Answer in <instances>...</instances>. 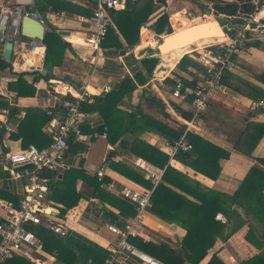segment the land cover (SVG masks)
Instances as JSON below:
<instances>
[{
	"label": "crops",
	"instance_id": "0c3cea01",
	"mask_svg": "<svg viewBox=\"0 0 264 264\" xmlns=\"http://www.w3.org/2000/svg\"><path fill=\"white\" fill-rule=\"evenodd\" d=\"M172 1L165 0V3H157L153 13H151L148 20L141 26L140 40L136 45L133 47L128 46L122 34L117 31L124 47L118 51L108 50V52L102 48V55L98 56H96L97 53L92 48L84 44L66 41L58 31L71 30L74 33L72 36L74 39L77 37V34L88 31L89 25L80 20V18L73 16V14L77 13H71L67 10H52L51 5L47 2H42L40 5L44 22L48 29L45 45L34 46L35 41L24 37L16 39L13 49V59L12 61H7L3 58L4 43L0 42V58L11 63V66L0 71L2 75L0 78V96L8 102L9 107L19 109L14 116H11L9 108L0 107V124L6 122L7 125L13 127L12 130L0 128V200L17 203L23 196L25 188V182L22 179L12 177L11 170L6 162L7 153L10 150L25 148L27 147V143L37 146L43 145L39 147H44L47 144V140L50 139V134L46 129L49 120L43 122V119L38 121V125L24 130V135H20L18 125L24 119L27 111L31 108L46 110L47 107H54L57 115L63 116L65 109L62 107L61 102L64 96L58 94L55 88L63 91L69 90L70 95L72 94L71 91L73 93L86 91L88 96L86 102L91 103L93 99L89 95H100L110 92L122 83L126 74L134 78V71L129 64L131 59L135 57L140 60L147 56H155L156 52L153 45L156 38L158 36H164L167 33L158 34L156 32V28L159 26L157 25V20L163 13L169 14V23L173 30L175 28L176 30H180L183 27L193 24V22L202 20L197 18V20H194L195 17H190L193 13L198 12L200 7L189 1L184 2V4L182 3L181 9L171 14L170 9L172 3H176L178 0L175 2ZM32 2L33 0H0V18L2 12H6L7 8L11 7L9 12L11 11L12 13L15 8H28ZM75 2L96 7V3L93 4L89 0H77ZM187 10H191L189 11L190 13ZM208 10L210 13H207ZM213 14L214 9L211 7L206 10L204 16H212ZM77 15L83 16L80 14ZM220 16L224 17L230 24V30L240 27L234 19L224 15ZM183 18L188 19V21L183 22L187 25L180 27L178 22ZM11 20V16L7 18L5 23L7 28L10 26ZM219 40H223V37L220 39L215 38L213 41ZM188 47L190 48V46ZM48 48L51 52V54L48 52L50 57L47 55ZM122 49L126 51L124 55L120 54V50ZM178 49L181 54L176 61L159 56L161 60L154 69L152 76L145 84L138 85V89L125 97L120 102V108L131 110L132 107L135 108L143 89L156 90L166 102L168 112L176 119L186 123L187 128L190 126L191 129L187 130L186 128L184 134L187 131L195 132L229 151L230 156L228 158L218 156L215 159L221 166V171L215 179H212L196 172L171 156L168 148L171 143L167 142L160 135L151 131H143L139 134V138L168 153L171 157V164L175 168L187 172L191 177L213 190L234 195L252 166L264 172V136L259 141L254 152L250 155L234 147L238 135L246 126L247 122L264 123V98L259 99L256 96V99L236 90L234 86L228 84L229 78L226 75L225 84L228 87V94L221 95L220 93L214 92L210 96L207 111L200 118L193 121L192 118L190 120L183 118L175 111L171 102H179L181 106L189 109L191 105H188L182 100L172 98L170 90L172 84L167 79L172 77L174 79L176 77L190 79L193 73L192 67H188L185 71L177 68L178 61L189 50L185 49V47ZM118 60L120 62H117ZM236 63L237 68L231 71L230 76L233 75L234 79L245 80L264 90V78L253 71H264L263 50L257 47H249L247 51L237 56ZM28 66H33L32 71L28 70ZM45 69L47 70L46 73L44 72ZM159 70L169 73V76L165 79H156L155 71L159 72ZM40 73L44 75L49 74L51 76L49 81H46L42 77L38 78ZM20 75L36 87L34 96H18L16 91L8 89L9 82L17 80ZM106 86L110 88L108 92L104 91ZM181 102H183V105ZM145 110L149 114L158 115V117L163 118L155 109L145 107ZM22 111L25 112L24 115H21L20 112ZM163 119L169 120L166 118ZM170 122L173 124L171 120ZM104 123L105 117L98 110L84 111V117L81 123L83 136L77 140L71 137L73 140L71 142L70 139L69 148L64 156L71 167L56 175L48 174L51 176V182L47 202L51 210H53L51 215L55 219L54 222L65 226L68 233L76 232L110 250L117 238L107 228V224L111 220L98 213L96 208H102L104 212L110 214L118 222H122L129 216L121 212L118 207L111 205L109 201H103L95 194L96 182L94 183V177H96L97 167L106 163L108 168L105 180L114 179L117 182L116 188L113 190L107 189V185H98L113 198L121 197L120 191L124 185H139L144 188L150 187L130 179L111 166V163H117L137 174L143 180H148V172L145 168L138 165V159L142 158L119 152L118 143L112 144L109 140V131L107 137L101 135L104 131L102 129ZM18 134L19 136H17ZM151 168L156 172H161V170L164 172V169L152 164ZM71 169L80 172L75 180L71 179V174L69 175ZM235 207L244 215L245 211L241 206L235 205ZM4 217L5 212L0 206V220H3ZM144 222L145 231L142 236L144 241H153L157 244L165 243L175 249L181 248L182 241L187 234L186 227L181 223L171 221L153 212L151 209L146 212ZM41 225L48 229L46 224ZM250 227L251 223H246L234 233L228 235L226 233L224 235L217 234L215 242L208 249L205 257L196 264H208L213 255L218 256L226 264H240L260 254L264 247L259 248L245 238ZM37 238L40 241V247L35 248L37 256L44 264H56L57 252L47 251L43 246L42 240L38 236ZM119 264L142 263L136 257L125 253L119 257ZM182 264L193 263L185 258Z\"/></svg>",
	"mask_w": 264,
	"mask_h": 264
},
{
	"label": "trees",
	"instance_id": "16d2710c",
	"mask_svg": "<svg viewBox=\"0 0 264 264\" xmlns=\"http://www.w3.org/2000/svg\"><path fill=\"white\" fill-rule=\"evenodd\" d=\"M95 4V0H89ZM42 2L51 5L52 10H67L71 13H77L83 16L92 14L95 6H86L76 2L67 0H37L36 5L40 9ZM200 8H206V4L195 0ZM214 16L224 15L233 18L240 23V27L245 23L244 18L248 17L255 11V4L252 0H212ZM157 3H165V0H136L129 3L123 9H108V14L113 25L108 30L105 39L102 41L103 50H115L123 48V42L117 34L119 31L125 39L128 46L133 47L140 40V28L148 20L149 16L155 10ZM260 5L264 2L260 0ZM262 14V11H261ZM156 32L162 34L164 32L172 33L174 30L169 23V14L163 13L157 20ZM165 27H167L165 29ZM237 29H232L228 33L232 34ZM166 33V34H167ZM47 37L45 38V41ZM49 47V46H48ZM249 47H257L264 51V42L260 40L248 41ZM189 49V47H185ZM47 55L50 57V54ZM155 52L157 50L155 49ZM180 50L174 49L165 53L162 57L176 61L180 56ZM237 56H235L236 60ZM159 56H147L140 60L133 57L129 64L134 71V78L126 74L122 83L113 88L106 94L94 95L89 97L93 99L90 103L84 102L82 110H98L104 117L105 123L102 126L108 127L109 140L112 144L118 143V151L135 155L143 158L147 162L164 169L161 181L155 187L152 193L153 205L151 210L162 215L163 217L181 223L187 229V234L182 241L179 249L170 247L165 243L157 244L153 241H144L142 237H129L128 240L139 249L155 256L164 264H182L185 258L193 264L199 262L207 254L208 249L213 245L216 235L231 234L239 230L246 223H251V227L245 238L257 247H264V172L252 166L240 184L234 195H229L220 191L213 190L197 179L191 177L187 172H183L175 168L170 161V155L158 147L139 138V134L143 131L154 132L165 138L167 142L173 143L178 140L186 131L187 124L176 119L167 110V104L156 90L145 88L142 90L139 101L135 108L125 110L120 108V102L138 89V85L145 84L152 76L154 69L160 62ZM245 65V63H244ZM11 66L10 62H6L0 58V71ZM177 68L185 71L188 67L203 71L202 64L193 56L185 54L177 63ZM250 68L251 66L248 65ZM252 70V69H251ZM257 75L264 78V71L253 70ZM231 71L227 72L229 78L228 84L235 87L236 90L244 94L256 98H264V90L242 79H234L230 76ZM2 75L0 74V78ZM44 78L49 81V74L40 73L38 78ZM173 78V79H172ZM167 80L173 85L174 77ZM179 78V77H176ZM186 83H195L188 79L180 77ZM237 84V85H236ZM8 89L16 91L18 96H34L36 87L27 82L22 75L15 81H10ZM257 96V97H256ZM65 97V96H64ZM191 105L192 97L178 99ZM183 102L182 105H183ZM175 111L183 118L190 120L193 117V107L186 108L181 106L179 102H171ZM0 107L10 109V115L14 116L19 109L9 107L8 102L0 96ZM146 108L155 109L161 117L169 119L165 120L146 112ZM47 114L46 110L40 108H31L27 111L23 120L19 122L18 128L20 135H24V130L32 126L38 125V121L43 122L50 120L55 116ZM173 122V124L170 122ZM19 136V134L17 135ZM264 136V123L249 121L241 130L234 147L245 153L252 154L261 138ZM186 138L191 144L188 151H179L174 154V158L182 162L184 165L192 168L198 173L215 179L220 171L221 166L215 161L218 156L228 158L230 152L223 147L211 142L203 136L192 132H186ZM73 138H71L72 142ZM51 141L47 140V144ZM46 144V145H47ZM29 143L26 144L28 146ZM43 146V145H39ZM111 166L119 170L130 179L137 181L142 185L151 187L149 180H143L129 169L117 164L111 163ZM80 172L72 170L71 179H76ZM1 174V172H0ZM95 194L103 201H109L113 206L118 207L121 212L129 217L136 213V207L127 198H113L103 191L98 185L100 183L97 177H94ZM235 205H239L244 209V215L240 213ZM108 211V210H107ZM109 212V211H108ZM111 213V212H110ZM221 213L225 216L226 221L217 218ZM113 215V214H111ZM114 216V215H113ZM32 230L42 240L44 248L49 251L57 252L56 264H103L105 259L111 254V251L100 244L76 233L69 232L66 235L53 232L49 228H45L41 224H33ZM225 235V236H226ZM264 248L257 256L240 264H264ZM0 264H36L23 256H13L7 258ZM119 264V263H118ZM208 264H226L218 256L213 255Z\"/></svg>",
	"mask_w": 264,
	"mask_h": 264
},
{
	"label": "built area",
	"instance_id": "2783aa9c",
	"mask_svg": "<svg viewBox=\"0 0 264 264\" xmlns=\"http://www.w3.org/2000/svg\"><path fill=\"white\" fill-rule=\"evenodd\" d=\"M75 2L77 0H69ZM136 0H96V7L89 16H79L89 25V30L85 33L77 34L72 38L74 33L67 30L68 33L62 34L63 38L71 43L84 44L92 48L98 55H102V41L105 39L109 28L113 22L108 14V9H123L129 3ZM256 8L253 13L245 17L246 21L236 32L226 35L224 40L209 41L205 43H194L190 46L185 54L196 58L204 67L203 71L192 68L193 76L189 81L196 80L195 83H186L182 78H175V83L170 87L171 96L175 99H185L192 97L191 105L193 107L192 121L200 118L207 111L210 102V96L216 92L221 95L228 94V87L225 84V77L228 71L237 68L235 56L248 50V41L260 40L264 42V17H259L255 24L252 25L257 12L264 6L260 5V0H252ZM11 10L7 8L6 12ZM24 12L41 20H44L42 13L32 11L30 7L25 8ZM65 14V12H63ZM60 31V30H58ZM162 37V36H158ZM161 65V64H160ZM32 71L33 66L27 67ZM159 69V68H158ZM169 73L159 70L155 71L156 79H165ZM58 94L65 96L62 99V107L65 109L63 116L57 114L47 123V130L51 136V141L44 147L35 144H29L25 148L10 150L6 155V162L11 170L13 178L22 179L25 182L24 194L16 203L13 201L0 200V206L5 212V217L0 220V262L13 256H23L36 264L44 262L35 253V248L40 247V241L32 230L33 224H46L52 231L61 235L68 233L67 228L62 224L55 223L52 217V211L47 196L50 192L51 176L56 175L69 169L71 165L65 160V153L69 148L71 137L76 140L81 139L83 134L81 123L84 112L82 104L88 100L86 91L73 93L69 90H59L55 88ZM109 87L104 91L108 92ZM47 114L54 113V107L46 108ZM24 115L25 112H20ZM0 128L12 130L13 127L6 122L0 124ZM188 126L187 130H190ZM103 137L108 136V127H104L101 134ZM169 153L174 156L179 151H188L191 148L190 142L186 138V133L178 140H175L169 146ZM143 159V158H142ZM138 159V165L145 168L148 172L147 179L151 183L150 188H144L139 185H124L121 188L120 195L129 199L136 207V213L128 217L120 225L109 222L108 230L113 233L117 240L111 247V254L105 259L103 264H118L119 257L128 253L136 257L142 264H164L155 256L139 249L133 245L129 237H142L145 231L144 218L146 212L153 205L152 193L155 187L161 181L163 172L153 171L151 163ZM107 164L103 163L96 169L98 182L107 189L116 188L117 182L114 179L106 181ZM217 218L226 221L223 214L219 213Z\"/></svg>",
	"mask_w": 264,
	"mask_h": 264
},
{
	"label": "water",
	"instance_id": "95a60500",
	"mask_svg": "<svg viewBox=\"0 0 264 264\" xmlns=\"http://www.w3.org/2000/svg\"><path fill=\"white\" fill-rule=\"evenodd\" d=\"M29 7L32 11L39 12L38 7L35 5V0H33ZM263 9L264 6L257 12L254 20L251 22L252 25L255 24V21H257L259 17H264V15H261ZM207 13H210V11L208 10ZM10 16L12 20L10 26L7 28L5 23ZM244 20L245 22L248 21L246 18H244ZM47 33L48 29L44 20L25 13L24 9L21 7L15 8L12 13L11 11L2 12L0 18V42L4 43V60L12 61L16 39L22 37L28 38L35 41L34 46H43L45 45ZM59 33L64 34L68 33V31L60 30ZM226 35H230V33L225 30V27L221 24L218 17L214 16L212 19L202 20L183 27L180 30H174L172 33L165 34L155 42L153 48L157 50L155 56H163L170 50L188 47L204 39L220 38L225 37ZM125 53V50H120L121 55H124ZM117 62L120 61L118 60ZM44 72L46 73L47 70L45 69ZM54 81L56 80L54 79ZM96 210L98 213L110 219L111 222L120 225V222L116 221L115 218L110 216V214L104 212L102 208L97 207Z\"/></svg>",
	"mask_w": 264,
	"mask_h": 264
},
{
	"label": "rangeland",
	"instance_id": "374dc122",
	"mask_svg": "<svg viewBox=\"0 0 264 264\" xmlns=\"http://www.w3.org/2000/svg\"><path fill=\"white\" fill-rule=\"evenodd\" d=\"M174 2L176 1V0H173ZM172 1V2H173ZM191 2L192 4H196L197 5V3L195 2V0H178V1H176V3H172V7H171V9H170V13L171 14H173L174 13V11H176V10H179V9H181L180 7L184 4V2ZM197 1H199V2H201V3H204V4H206V8H199V10H198V12H195V13H193L192 14V16H190V17H195L194 18V20H197V19H202V20H204V19H212V18H214V16L213 15H215V14H213L212 16H204V13L206 12V10L207 9H210L211 7H213V2H212V0H197ZM261 1H263L264 2V0H261ZM183 3V4H182ZM262 9V8H261ZM260 9V10H261ZM188 12L189 11H191V10H187ZM173 12V13H172ZM192 12H193V10H192ZM190 13V12H189ZM218 17V19L221 21V24L225 27V30L227 31V32H229L230 31V24L227 22V20L224 18V17H222V16H217ZM197 18V19H196ZM193 19V18H192ZM233 19V18H232ZM184 21H188V19H186V18H183L182 20H180L178 23V25H180V27H183V26H185V25H187V24H184L183 22ZM235 22H236V24H239L240 25V23H237V21L235 20ZM183 23V24H182ZM226 24H227V26H226ZM175 30H176V28H175ZM161 37H157L156 38V40H155V42L158 40V39H160Z\"/></svg>",
	"mask_w": 264,
	"mask_h": 264
},
{
	"label": "bare ground",
	"instance_id": "6f19581e",
	"mask_svg": "<svg viewBox=\"0 0 264 264\" xmlns=\"http://www.w3.org/2000/svg\"><path fill=\"white\" fill-rule=\"evenodd\" d=\"M261 15H264V9L262 10V14ZM200 21H202V20H200ZM193 23H197V22H193ZM220 38H222V37H220ZM219 38V39H220ZM215 38H211V39H204V40H201V41H199L198 43H205V42H209V41H213ZM216 39H218V38H216ZM225 39V37H223V40ZM155 44V43H154ZM174 50V49H173Z\"/></svg>",
	"mask_w": 264,
	"mask_h": 264
}]
</instances>
